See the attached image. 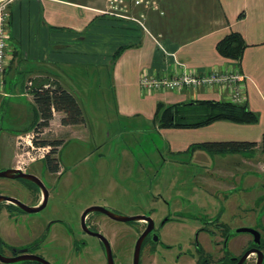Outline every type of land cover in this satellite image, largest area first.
Wrapping results in <instances>:
<instances>
[{
    "label": "crops",
    "instance_id": "0c3cea01",
    "mask_svg": "<svg viewBox=\"0 0 264 264\" xmlns=\"http://www.w3.org/2000/svg\"><path fill=\"white\" fill-rule=\"evenodd\" d=\"M114 4L115 9L109 0H14L9 13L15 52L5 84L15 82L17 87L23 78L29 92L30 83L56 81L81 104L84 100L95 106L107 102L100 116L109 106L121 118L144 120L156 132L165 131L170 152L207 161V166L217 156L218 165L229 167L220 174L255 183V173L264 170V158L259 157L264 153V0H122ZM232 32L240 33L248 45L240 65L217 50L218 43ZM176 62L198 72H239L245 78V104L257 116V123L218 121L200 128L160 129L156 121L160 104L227 101L229 95L203 87L151 94L141 90L143 73L171 74ZM71 69L87 74L88 91L67 76ZM5 88L0 94L2 105V98L8 96ZM78 90L87 97L79 99ZM74 126L61 124L63 129ZM223 142L257 146L242 154L223 155L190 149Z\"/></svg>",
    "mask_w": 264,
    "mask_h": 264
},
{
    "label": "rangeland",
    "instance_id": "374dc122",
    "mask_svg": "<svg viewBox=\"0 0 264 264\" xmlns=\"http://www.w3.org/2000/svg\"><path fill=\"white\" fill-rule=\"evenodd\" d=\"M8 1L0 0V6ZM67 76L88 91L84 79L87 74L71 69ZM25 82L22 78L16 82L17 87L13 85L15 82L9 81L4 85L8 96L2 98L5 102L0 104V171L9 170L13 165L23 166L33 158L40 160V155L44 156L46 151L36 154L32 148L50 146L53 149L55 141H62L58 153L62 171L44 177L43 182L51 196L43 211L28 216L30 226L19 225L8 217L4 205L0 207V246L3 235H12L14 230L22 236L35 235L38 238L55 220L68 219L79 227L83 212L91 205L101 204L123 217L150 216L157 227L170 219L171 223L163 233L164 243L161 241L155 245L156 263L195 264L197 233L219 211L225 213L223 219L233 229L254 228L259 225L258 218L264 224V202L261 200L264 196V170L255 173V183L252 184L220 174L219 171L229 167L218 165L217 156L211 157L207 166V161L189 160L188 156L170 152L165 131L156 132L152 123L121 118L109 106L104 116H100V109L107 106L105 101L100 106L85 100L79 103L84 124L63 129V114L55 112L48 128L35 131L41 119L40 112L32 95L23 87ZM95 88L99 89L98 85ZM81 93L78 90L79 99L87 97L79 95ZM259 157L264 158V153ZM44 168L45 161H38L32 163L28 171L42 176ZM216 172L219 174L213 178H204ZM15 184L24 185L0 178V194L17 195L9 189ZM26 195L18 192L25 202L28 200ZM100 218L106 223L105 235L111 243L115 264H133L142 226L137 222H116L102 215ZM62 226L57 222L53 229L61 230ZM32 227L36 230H31ZM233 236L235 242L241 244L250 238L248 234ZM88 240L97 248L93 249L96 256L93 264H108L99 242L92 238ZM240 247L236 245L231 250H245V245ZM147 248L141 253V264L147 262ZM183 252L187 255L178 259ZM254 259L250 264H254Z\"/></svg>",
    "mask_w": 264,
    "mask_h": 264
},
{
    "label": "flooded vegetation",
    "instance_id": "af4514ba",
    "mask_svg": "<svg viewBox=\"0 0 264 264\" xmlns=\"http://www.w3.org/2000/svg\"><path fill=\"white\" fill-rule=\"evenodd\" d=\"M36 131V130H35ZM61 145H57L51 149L50 146L38 148L32 150L34 153H38L41 151H46L44 156H41L40 160L32 159L31 162L24 164L23 166L13 165L10 169L19 170L24 174L32 175L39 180L41 184H38L32 180L26 178H5L14 181H18L23 183L22 186H17L9 189L13 193L11 195H2L0 197L8 198L9 200H3L0 202V207L5 206L8 210V217L15 222L19 223V225L30 226L27 223V218L30 215L37 214L43 211L47 205L49 192L47 191L45 184L43 182L44 177L47 175H57L61 173V165L58 160V153L60 152ZM38 161H45V170L41 175H37L34 173H30L28 171V167L32 163H36ZM1 172V171H0ZM4 187V186H3ZM19 193H25L28 197L27 202L22 200L19 196ZM47 195V198H46ZM262 202H264V196L261 198ZM255 205V204H254ZM253 205V206H254ZM29 208H39L44 206V208L36 213L27 212L25 207ZM264 206V205H263ZM262 206V208H263ZM93 207H101L111 212L106 206L101 204H95L89 206L83 214L81 215L79 227H75L73 222L68 219H62L58 221H51L48 227H45L42 231L41 235L38 238L34 236H22L21 233L14 232L12 235L8 234L4 236L1 241L0 246V256L4 258V260L12 261L11 263H5L1 260L0 262L3 264H16V263H24V264H40L36 260H31L30 258H39L41 260L46 261L48 264H93L96 260V256L93 253L97 249L96 246L92 247L91 243L88 239H94L99 242L101 248L104 249L107 261L108 255L104 243V239L109 244L111 248V252L113 255V259L115 258L112 250V246L110 241L107 239L105 235L106 223L100 218V216H106L107 218L121 223H131L137 222L142 228L139 233V238L136 242L134 249V259L133 264L135 263V254L138 242L142 238V236L148 230L149 232L146 234L139 257V264H141V253L145 247H148V256L147 262L148 264H157L155 245H158L163 239V233L166 226L171 223L170 219H166L159 227L155 224L153 219L150 216H144L146 219L135 220L130 222H123L112 219L109 215L100 212V211H90L86 215L85 213L92 209ZM256 208V207H255ZM261 210V209H260ZM262 212V211H261ZM225 213L223 211H219L214 215L211 220H207L205 222V226L199 229L196 240L194 241V245L197 251V260L195 264H237L240 259L247 253L251 251V254L248 256L247 260L244 264H250V260L255 258L254 264H258L259 262V254L258 250L262 252V259L264 264V224H261L260 218H258L259 225H256L253 229L255 232L259 233V239H257L256 235L251 233H238L237 230L242 229H233L232 226L229 225L227 221L223 219ZM119 216V215H117ZM123 217V216H120ZM137 217V216H135ZM131 218V217H129ZM61 223L64 228L59 230H54L55 223ZM174 223V222H172ZM179 224V223H177ZM62 226V227H63ZM26 227V226H25ZM31 230H36V228H30ZM25 230V229H24ZM95 234H99L100 236H96ZM237 234H248L250 236L248 242L245 241L242 244L238 241L235 242L234 236ZM104 238V239H103ZM8 240V242H7ZM259 240V241H258ZM163 242V241H162ZM247 242V243H246ZM164 243V242H163ZM246 243V244H245ZM165 245H167L165 243ZM237 248L245 245V250L240 252L239 248L238 252L232 251V247L236 246ZM182 255H187L183 252L178 259L181 258ZM236 259V260H235Z\"/></svg>",
    "mask_w": 264,
    "mask_h": 264
},
{
    "label": "trees",
    "instance_id": "16d2710c",
    "mask_svg": "<svg viewBox=\"0 0 264 264\" xmlns=\"http://www.w3.org/2000/svg\"><path fill=\"white\" fill-rule=\"evenodd\" d=\"M248 45L242 35L232 32L218 45V53L229 60L241 64ZM40 112V121L36 131L40 132L50 126L54 113L63 114V126L79 125L85 122L83 110L76 97L65 90L58 82L42 80L28 87ZM156 121L160 129H189L211 125L218 121H230L238 124H255L257 116L246 104H235L230 101L203 100L188 104L165 106L160 104L156 113ZM55 146L62 141H55ZM250 142L203 143L192 145L191 150L204 149L211 155L242 154L256 147ZM264 149V137H263Z\"/></svg>",
    "mask_w": 264,
    "mask_h": 264
},
{
    "label": "built area",
    "instance_id": "2783aa9c",
    "mask_svg": "<svg viewBox=\"0 0 264 264\" xmlns=\"http://www.w3.org/2000/svg\"><path fill=\"white\" fill-rule=\"evenodd\" d=\"M13 1L10 0L0 6V94L4 93L5 74L15 52V44L10 33L9 13V6ZM109 2L114 8V3H122V0H109ZM244 81L245 78L239 72L231 69L198 72L176 62L172 66L171 74L150 75L143 73L140 78V88L144 93L151 94L161 91L197 90L203 87L204 89L218 91L220 94L228 92L227 101L235 104H245ZM31 85L32 83L29 84V86Z\"/></svg>",
    "mask_w": 264,
    "mask_h": 264
},
{
    "label": "water",
    "instance_id": "95a60500",
    "mask_svg": "<svg viewBox=\"0 0 264 264\" xmlns=\"http://www.w3.org/2000/svg\"><path fill=\"white\" fill-rule=\"evenodd\" d=\"M14 177L26 178V179L32 180V181H34V182H36L38 184H41L39 182V180L37 178H35L34 176L24 174V173H22L19 170L9 169V170H5V171L0 172V178H14ZM46 198H47V195H46ZM3 200H9V199L8 198H5V197H0V202L3 201ZM25 208L27 209V212L36 213V212L41 211L44 208V206L39 207V208H29V207L28 208L25 207ZM90 211H100V212H103V213L109 215L112 219H115V220H118V221H123V222H130V221H135V220L146 219V217H144V216H137V217H131V218H129V217H120V216H117V215L112 214L111 212H109L106 209L101 208V207H93L92 209H90L89 211H87L85 213V215L88 212H90ZM148 232L149 231L147 230L146 233L142 236V238L138 242V245H137V248H136L135 263L134 264H139V257H140V250H141L142 242H143V240H144V238H145V236H146V234ZM237 232L238 233H251V234L256 235L257 239H259V233L258 232H255L253 229H250V228H242V229L237 230ZM95 235L96 236H100L99 234H95ZM104 243H105V247H106V251H107V255H108V264H115L114 259H113V255H112V252H111V248H110L109 244L106 242L105 239H104ZM250 254H251V251L250 252H247L240 259V261L237 264H244ZM258 254H259V262H258V264H262L263 263L262 255L263 254L259 250H258ZM0 258L5 263H11L12 262V261H9V260H4V258H2L1 256H0ZM30 259L31 260H36L40 264H48L46 261L41 260L39 258H30Z\"/></svg>",
    "mask_w": 264,
    "mask_h": 264
}]
</instances>
